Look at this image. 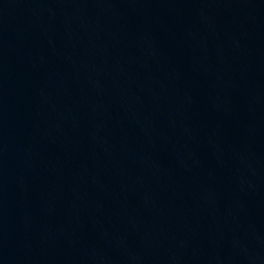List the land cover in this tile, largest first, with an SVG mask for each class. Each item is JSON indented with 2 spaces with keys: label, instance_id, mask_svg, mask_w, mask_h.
Masks as SVG:
<instances>
[{
  "label": "water",
  "instance_id": "95a60500",
  "mask_svg": "<svg viewBox=\"0 0 264 264\" xmlns=\"http://www.w3.org/2000/svg\"><path fill=\"white\" fill-rule=\"evenodd\" d=\"M0 264H264V0H0Z\"/></svg>",
  "mask_w": 264,
  "mask_h": 264
}]
</instances>
